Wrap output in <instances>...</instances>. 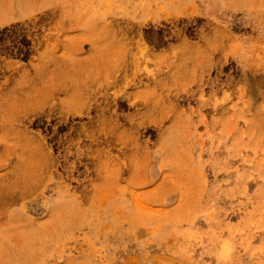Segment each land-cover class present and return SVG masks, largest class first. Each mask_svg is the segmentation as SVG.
<instances>
[{"label":"rangeland","instance_id":"rangeland-1","mask_svg":"<svg viewBox=\"0 0 264 264\" xmlns=\"http://www.w3.org/2000/svg\"><path fill=\"white\" fill-rule=\"evenodd\" d=\"M0 264H264V0H0Z\"/></svg>","mask_w":264,"mask_h":264}]
</instances>
